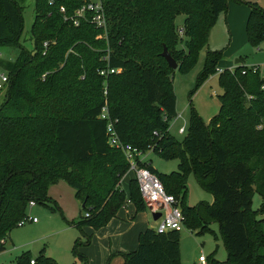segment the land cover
<instances>
[{"label":"trees","instance_id":"obj_1","mask_svg":"<svg viewBox=\"0 0 264 264\" xmlns=\"http://www.w3.org/2000/svg\"><path fill=\"white\" fill-rule=\"evenodd\" d=\"M87 1L52 0L50 5V0H34L33 49L28 51L20 44L22 7L17 0H0V43L18 50L13 61L0 59V70L9 78L0 105V253L30 202L54 204L47 192L59 181L82 204L84 216L75 227L85 240H75L73 253L84 264L76 249L89 242L83 228L105 226L126 199L136 214L146 210L135 180L129 182L128 197L121 189L128 163L107 144L110 122L123 144L142 152L154 146L151 154L178 160L177 171L168 175L149 162L139 165L154 173L180 203L186 229L201 234L218 224L226 260L211 255L208 264H264V220L255 219L264 212V80L242 58L234 69L218 72L222 53L206 50L193 90L217 75L223 92L218 113L206 126L192 117L181 143L168 133L177 112L174 70L161 57L163 47L176 70L186 73L206 47L214 6L221 12L223 0H100L105 31L85 20L77 27L64 20ZM248 7L246 40L257 47L264 42V10L251 3ZM179 15L185 18L178 30ZM104 68L119 72L103 79L97 71ZM104 109L107 119H100ZM189 174L213 196L212 204H185ZM255 194L262 205L253 212ZM179 241L178 232L145 229L136 250L120 255L124 264H178ZM31 260L58 264L42 255H22L18 264Z\"/></svg>","mask_w":264,"mask_h":264},{"label":"rangeland","instance_id":"obj_2","mask_svg":"<svg viewBox=\"0 0 264 264\" xmlns=\"http://www.w3.org/2000/svg\"><path fill=\"white\" fill-rule=\"evenodd\" d=\"M17 1L22 7L23 21L20 44L26 50L31 51L33 43L30 28L35 17L34 0ZM248 3L256 4L264 10V0H223L221 12L215 5V20L208 42L206 47L200 51L196 63L186 73L174 70L172 88L177 117L169 123L168 133L176 142L181 143L189 134L193 124L192 117L206 126L218 113L220 107L218 96L223 92L218 85L217 75L210 76L197 90H193L197 74L205 61L206 50L222 53L216 64V69H228L234 65L236 60L242 58L241 63L248 68H256L259 77L264 80V42L253 47L247 43L245 36V22L250 11ZM184 18L183 15L176 17L175 26L178 30L182 28ZM104 36L102 34L98 38ZM180 47L182 46L180 45ZM17 54V49H13L6 43H0V59L13 61ZM192 91L194 92L192 93ZM2 100L0 96V105ZM181 130L183 131L181 132ZM143 152L147 159L151 160L152 168L159 174L168 175L177 171L178 160L176 158L163 159L149 153V150ZM132 178V174L128 173L123 180V184L127 188L125 190L126 197H128V185L133 180ZM47 194L51 196L54 204L49 202L35 204L33 207L28 204L26 217L35 218L37 222H27L24 226L14 227L8 232L5 238V251L0 253V264H18L22 255L31 259H37L41 255L46 256L53 258L58 264H81L73 253V247L76 239L84 238L80 237L78 230L66 227V222L68 224L77 223L84 216V212L79 207V199L76 198L75 191L64 181L50 186ZM213 201V196L201 189L194 176L189 174L186 182L185 204L188 207H194L201 202L212 204ZM261 205V198L255 194L251 210L256 212L261 208ZM255 219L264 220V212L255 216ZM136 222L142 226H153L155 223L148 211L139 212L133 223ZM92 236L90 237V246H86V248L78 246L76 247L77 252L78 254L84 253V255L86 253L93 263L106 264L108 258L105 259V253H103L101 244L103 240ZM179 248L178 264H208L211 255L219 262L226 260V251L219 226L216 223L210 224L208 229L201 234L198 230L190 231L188 228L182 230ZM200 256L207 259L205 263L199 262Z\"/></svg>","mask_w":264,"mask_h":264},{"label":"built area","instance_id":"obj_3","mask_svg":"<svg viewBox=\"0 0 264 264\" xmlns=\"http://www.w3.org/2000/svg\"><path fill=\"white\" fill-rule=\"evenodd\" d=\"M51 2L52 0L49 2L50 5ZM60 12L64 13L65 9L61 7ZM64 20L70 22L74 27L79 26L82 20L88 21L95 29L100 31H105L107 27V20L100 0H90L85 2L81 7L76 9L71 16L64 17ZM48 45V42L43 43V47L45 49H47ZM43 54H45V51ZM250 69L253 74L258 72L256 68ZM118 72L119 70L109 68L99 69L97 71L98 75L103 79ZM242 74H245V71H243ZM8 85L9 78L7 73L0 70V96L6 91ZM262 89H264V86ZM100 119H107L105 109L102 111ZM182 131L183 130H181V132ZM106 135L109 147L120 151L123 154L125 161L128 163L127 173H131L133 180L137 183L138 190L146 210L151 215H159L158 219L155 220L156 226L154 231L156 233H166L170 231L180 233L182 230H185V217L181 211L178 201L172 195L165 192L163 185L154 173L149 171L146 167L139 165V163H145L144 152L137 150L131 145L120 142L116 137L113 126L110 122L106 127ZM153 148L154 146L148 148L150 151L149 153L152 152ZM29 205L33 207L35 206V203L30 202ZM85 217H88V214H85ZM27 222L36 223L37 220L35 218L25 217L17 223V227H22ZM199 262L205 263L206 258L200 256ZM33 263V260H31L30 264Z\"/></svg>","mask_w":264,"mask_h":264},{"label":"crops","instance_id":"obj_4","mask_svg":"<svg viewBox=\"0 0 264 264\" xmlns=\"http://www.w3.org/2000/svg\"><path fill=\"white\" fill-rule=\"evenodd\" d=\"M245 25H246V22H245ZM239 62H240V59H238L237 64L234 63V65L228 69H234L239 64ZM219 71H221V69H219L218 72ZM144 162H149L151 165V160L147 159L146 155L144 157ZM127 174L124 176V178L120 182L121 189L123 191L127 190V188H125L123 184V180L127 177ZM48 197L52 199L51 196H48ZM79 207H82L81 203L79 204ZM116 215L117 216L115 218L109 220L105 226L101 227L98 230H93L92 228H89V227L83 228V233L84 235L89 237V242L87 245H81V247L86 248V246L87 247L90 246V243H91L90 237L92 235H93L92 237L94 238L97 237L98 239L103 240L101 243L102 248H103V253H105V259L108 258V261L106 264H124V259L120 254L121 253L127 254V253H130L136 250L138 246L139 234L142 233L145 229L154 230L156 226L155 224L156 221L154 220L153 221L155 223L153 226L152 225L142 226L137 222L133 223L136 220L138 213L137 214L135 213V208L130 202H127V199ZM66 224H67L66 225L67 228L76 229L75 227L76 223L72 222L71 224H68L66 222ZM114 238L115 240H113ZM80 241L84 242V239H80ZM80 255L84 256L86 260L85 262L86 264H97V263H93L91 258L88 255H86V253L85 255L84 253H80ZM77 258L81 264H84V261L82 258H79V257Z\"/></svg>","mask_w":264,"mask_h":264},{"label":"water","instance_id":"obj_5","mask_svg":"<svg viewBox=\"0 0 264 264\" xmlns=\"http://www.w3.org/2000/svg\"><path fill=\"white\" fill-rule=\"evenodd\" d=\"M161 57L166 61L168 67L172 70H176L177 69V64L174 61V59L170 56V54L168 53L166 47H163V51L161 53ZM238 63V60L235 61V64ZM159 217L158 214L156 215H152L153 220H157Z\"/></svg>","mask_w":264,"mask_h":264}]
</instances>
